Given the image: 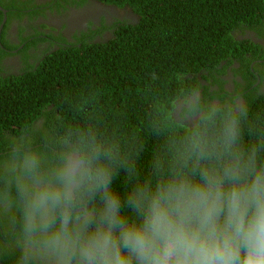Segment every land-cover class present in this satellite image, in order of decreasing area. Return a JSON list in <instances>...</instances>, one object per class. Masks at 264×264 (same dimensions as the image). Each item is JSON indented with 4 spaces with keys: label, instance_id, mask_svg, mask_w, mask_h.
I'll return each mask as SVG.
<instances>
[{
    "label": "clouds",
    "instance_id": "9594fccd",
    "mask_svg": "<svg viewBox=\"0 0 264 264\" xmlns=\"http://www.w3.org/2000/svg\"><path fill=\"white\" fill-rule=\"evenodd\" d=\"M149 97L131 129L41 112L3 137L0 260L264 264V115L194 87Z\"/></svg>",
    "mask_w": 264,
    "mask_h": 264
},
{
    "label": "trees",
    "instance_id": "16d2710c",
    "mask_svg": "<svg viewBox=\"0 0 264 264\" xmlns=\"http://www.w3.org/2000/svg\"><path fill=\"white\" fill-rule=\"evenodd\" d=\"M98 1L126 6L138 19L108 24L101 18L90 35L45 49L37 66L18 75L0 74V141L41 112L53 114L58 124L83 125L91 115L101 130L107 126L111 131L113 117L129 129L137 127L150 111L146 91L163 95L178 87L199 89V73H211L224 60H242L252 45L237 40L233 32L264 24V0ZM106 30L108 36L95 37ZM144 84L152 87L145 90ZM242 96L250 113L264 115V94L250 90ZM79 105L83 111L78 114ZM0 261L14 264V258Z\"/></svg>",
    "mask_w": 264,
    "mask_h": 264
},
{
    "label": "flooded vegetation",
    "instance_id": "af4514ba",
    "mask_svg": "<svg viewBox=\"0 0 264 264\" xmlns=\"http://www.w3.org/2000/svg\"><path fill=\"white\" fill-rule=\"evenodd\" d=\"M0 4L6 10L0 11V74L3 76L18 75L30 65L37 66L47 48L51 51L78 41L83 34L90 35L101 18L109 24L118 18L135 17L126 6L120 8L98 0H0ZM118 10H123V15L116 13ZM233 34L237 40L252 45L242 60L235 57L221 61L211 73L207 70L204 77L198 75L199 91L206 98L237 94L244 99L242 93L250 90L264 94L261 91L264 89V24L256 30L243 27ZM108 35L106 30L95 37ZM36 38L35 44L23 50ZM219 81H223L222 87L217 85Z\"/></svg>",
    "mask_w": 264,
    "mask_h": 264
},
{
    "label": "rangeland",
    "instance_id": "374dc122",
    "mask_svg": "<svg viewBox=\"0 0 264 264\" xmlns=\"http://www.w3.org/2000/svg\"><path fill=\"white\" fill-rule=\"evenodd\" d=\"M117 12H118L119 15H123V13H124L123 10H120V11L118 10V11H116V13Z\"/></svg>",
    "mask_w": 264,
    "mask_h": 264
},
{
    "label": "water",
    "instance_id": "95a60500",
    "mask_svg": "<svg viewBox=\"0 0 264 264\" xmlns=\"http://www.w3.org/2000/svg\"><path fill=\"white\" fill-rule=\"evenodd\" d=\"M0 264H4L2 261H0Z\"/></svg>",
    "mask_w": 264,
    "mask_h": 264
}]
</instances>
